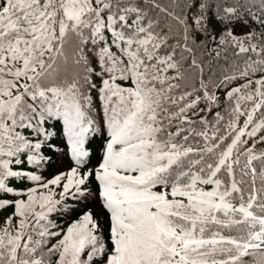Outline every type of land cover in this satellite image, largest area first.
I'll list each match as a JSON object with an SVG mask.
<instances>
[{
    "label": "snow or ice",
    "instance_id": "snow-or-ice-1",
    "mask_svg": "<svg viewBox=\"0 0 264 264\" xmlns=\"http://www.w3.org/2000/svg\"><path fill=\"white\" fill-rule=\"evenodd\" d=\"M0 264H264V0H0Z\"/></svg>",
    "mask_w": 264,
    "mask_h": 264
},
{
    "label": "trees",
    "instance_id": "trees-1",
    "mask_svg": "<svg viewBox=\"0 0 264 264\" xmlns=\"http://www.w3.org/2000/svg\"><path fill=\"white\" fill-rule=\"evenodd\" d=\"M63 142L62 141H59L58 142V147L56 149L57 153L59 152H63L64 151V148L62 146ZM99 144L100 142L97 141L96 144L94 145V147L97 149V154H99ZM53 160H54V163L53 165L51 166L49 172L45 173V175L47 176H50L51 174L55 173V172H58V171H64L66 168H67V157H59L58 155L57 156H54L53 157ZM69 206H72V207H77V205H75L74 201H69ZM79 207H82V205H80ZM94 207V206H93ZM39 210V209H37ZM11 209L8 210V212H10ZM8 212H5L3 215H7ZM56 217L53 216V219H55ZM75 218V216L73 215L72 217H66L63 221V223L65 224V226H67V223L71 220Z\"/></svg>",
    "mask_w": 264,
    "mask_h": 264
}]
</instances>
